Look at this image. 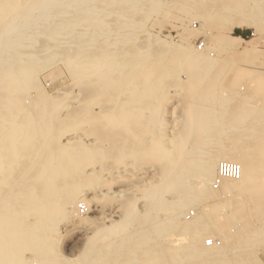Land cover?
<instances>
[{
	"label": "bare ground",
	"instance_id": "obj_1",
	"mask_svg": "<svg viewBox=\"0 0 264 264\" xmlns=\"http://www.w3.org/2000/svg\"><path fill=\"white\" fill-rule=\"evenodd\" d=\"M182 4L0 0V264H262L248 247L264 243V191L257 184L264 179V138L258 137L264 129V54L252 39L233 32L257 27L264 0H188L180 9ZM175 9L182 14L178 24L170 22L177 41L147 30L143 19ZM212 35L219 45L208 41ZM201 37L204 48L196 44ZM148 40L151 46H145ZM237 43L244 45L238 49ZM214 52L258 60L247 90L219 94L222 71L210 72L219 65ZM166 56H178V62L146 64ZM58 61L81 87L76 101L66 102V91L51 95L41 80V72ZM181 71L188 75L181 78ZM248 75L236 74L232 84ZM172 76L170 88L185 97L183 114L148 135L143 104L170 97L163 87ZM124 87L125 98L111 91ZM155 112L160 116L153 124L162 123L165 114ZM145 156L155 159L159 174L143 182L147 204L138 209V199L128 197L124 217L109 224L103 202L112 193L109 183L122 185ZM221 161L237 162L242 175L215 189ZM117 193L122 197L123 189ZM250 210L260 224L245 231ZM58 218L62 227L52 223ZM78 226L86 232L77 248L61 251L62 235ZM172 233L186 245L168 239ZM230 233L238 241L231 242ZM133 238L139 250L113 256L115 247ZM208 239L217 242L207 247ZM235 246L245 251L230 250L231 256L226 247Z\"/></svg>",
	"mask_w": 264,
	"mask_h": 264
},
{
	"label": "rangeland",
	"instance_id": "obj_2",
	"mask_svg": "<svg viewBox=\"0 0 264 264\" xmlns=\"http://www.w3.org/2000/svg\"><path fill=\"white\" fill-rule=\"evenodd\" d=\"M175 1H177V0H175ZM179 1L181 4L183 2L184 5H186L188 2V0H179ZM185 1H187V2H185ZM183 4L180 6L181 7L180 9H183L185 7ZM182 6H183V8H182ZM173 12L172 11L168 12L167 16H165L166 14H164V13H159L156 15L155 14L151 15L150 17H148L146 19H143V21L145 23V27L153 35H156V36L158 35L160 37H167V38H173V39L175 38V40L177 41L179 39L177 37V34H178L177 30L172 27L170 22L172 21V23H174L176 21L175 23L178 24V22L180 21L179 18H181L180 15H182V14L180 13L181 11L178 9L173 10ZM177 13H178V15H177ZM169 16H172L171 17L172 19L169 18ZM261 18L262 19H260V20H262V21H260V20L257 21L259 24L257 23L256 28L255 27H253V28H247V27L235 28L233 34L239 35V36L244 37L248 40L252 39V41L256 44L257 48L262 49V52L260 51L261 54H264V19H263L264 17L261 16ZM85 23H86V21H85ZM84 26L85 25L83 24L79 28L81 29ZM254 32L256 33V35L253 37L252 33H254ZM208 38L210 39L208 41H210L212 45H219L217 37H214L212 35ZM204 39H205V37H201V38L196 39V44H198V41L204 40ZM150 41L151 40H148V42H146L145 46H151ZM122 42H123V40H122ZM225 42L228 43L229 40L226 39ZM157 45L163 46L164 44L162 42L158 41ZM243 45H244V43H237L236 47L238 49H241L243 47ZM213 51L214 50L211 49V52H213ZM215 54L216 55L212 58H215V60H216L215 63L219 64L220 66L218 65L219 66L218 67L216 65L217 67L216 66L215 67L217 70H215V67H213L210 69V72L213 74L216 71H219V70L222 71L221 78L219 79V81L215 85V88H216V90H218L219 94L222 95L224 98H228V96L230 95L231 92L240 90V86L245 87V90H247L249 87L248 86L249 83L252 81L251 75H248V74L252 73L251 72V70H252L251 65L258 64V60L255 59V61H254V59H252L250 57H247V56L245 57L243 55L239 56L238 53H228L227 55H223V56H219L217 53H215ZM175 58L177 59L178 56H166L162 60H159V61H156L157 59L155 61L149 60L146 62V64L149 65V64L154 63V62H155L154 64H156L158 62L159 63L162 62L161 63L162 67H165V66L166 67H169V66L172 67V66H174L176 61L178 62V60H175ZM221 64H224V66H222ZM225 64H226V66H225ZM50 72H53V75H54L53 78L47 76V74H49ZM127 72H128V70L126 69L124 71V74L126 75ZM144 72L145 71H142L141 73L143 74ZM238 73H242V74H245L248 76L244 79H240L237 83L232 84L233 78ZM181 74L188 75L187 72H185V71L180 72V77H181ZM73 76L74 75L70 71L69 66L65 65L61 61H58V62L50 65V67L44 69L41 72V80L43 81V84L46 87V90L51 95H55L58 91L68 92L66 94V102H72L73 100L76 101V97H75L76 92H78L81 89L80 85L75 82V79ZM154 77L155 76L153 75L152 78H150V79H155ZM171 78H170V80H168V86H169V84H171V85L173 84V83H171L172 81H176L175 77L172 76ZM162 86L163 85H161V87ZM168 86L166 85L163 87V91H168L171 94L170 97H168L166 100L155 98V100H153L151 102H147L146 104H143L145 110L147 111L146 115H144V117H142V119L146 122V125L143 126V128L146 131H148V135L150 134L149 132H151L153 130H158V129L164 130L165 129L164 123L170 126L172 121L174 122L175 119H178V117L181 114H183L184 106L186 105L185 97H183V94H182L183 91L181 89L178 90L177 88H173V87L170 88V86L168 88ZM126 89H127L126 87L120 88V89L114 88L111 91L115 94L118 92L121 97L123 96V98H125L126 92H127ZM175 90H178V91H175ZM173 91H174V94H173ZM242 91H244V90H242ZM34 97L36 98V96H34ZM254 103H257V102L254 101ZM232 106H236V104H232ZM173 108H175L173 113H172L173 117H170V119H169V117L167 115L169 113H171L170 110ZM155 109H159V111L161 113L165 114V116H164L165 122L164 121L162 123L156 122L155 124H153V119L156 118V115H157V118H159V116H160V114L159 115L156 114ZM232 109L234 111L236 110V109H234V107H232ZM232 109L230 110V112H234ZM149 122H152V123H149ZM259 127L257 126V129L261 128V127L260 128ZM261 133L262 134H260L258 137L264 138V129ZM167 135H168V133L164 134V136H167ZM263 149H264V147L262 148V152H263ZM261 160L264 161V157ZM150 165L152 167L150 169H148V167ZM156 165L157 164L155 162V159H153L152 157L145 156L143 158L142 162L140 164H138L136 166V168L134 169V171L136 173H134L133 175L128 174L126 176V180H124V183L122 185H119V183H117V182L109 183L113 187L111 189L112 193L110 194L109 197L103 198L104 205L107 206L109 211L111 212L109 224L112 222H116L117 220L124 217V209L126 207L125 203H126L128 197L138 199V201L136 203V207L138 209L142 208L143 205L147 204V202L141 197V195L143 193L144 185H146L143 182L145 180H148V179L149 180L157 179L159 174L156 172V170H154V167ZM141 168H145V171L146 170L147 171L140 175L139 173L142 172ZM257 184H259L260 188L264 191V179L258 178ZM119 189H123V195L124 196L122 195V197H121L120 195H118L117 191ZM167 194H171V193H167ZM255 205H256V202H254V200H253L247 206H249V209H251V207L254 208ZM117 210H119L120 212H118ZM189 210H195V209L193 207H190ZM162 212H163V210H161V209L157 210L156 216L161 215ZM196 212H197V210H196ZM247 216L249 218L247 219V222L245 223V225H248V226L244 227L245 231H248L250 229L253 230V228H255V226H258L260 224V220H259L260 216H257V214L255 212H251V210H250ZM75 221L77 223L79 222L77 219H75ZM101 222H103L102 219L100 221H98V224H100ZM52 223H54L55 225H57L59 227H62L64 225L63 220H61V218L56 219ZM67 230L65 231L66 236L62 235L65 237V239L63 240V242H61V246L59 249H61V251H65L68 249V252H69V249L74 248L75 246L77 248L78 243L80 242V239H82L81 236L86 232V230H84V228H82L80 226L75 227V228L69 227V229H67ZM132 230H130L129 232L135 233V230L134 231H132ZM139 233H141V231ZM166 234L169 235V232H167ZM174 234L175 233H172V235H170V237H167V238L174 240L176 245H178L179 247L186 245L187 239L182 238L183 236H181V235H174ZM240 235H243V233ZM229 237H230L231 242L235 243L236 241H238L237 233H230ZM207 247H211V246H207ZM140 248H141V245H139L138 243L135 242V238L129 239L126 243H124L122 245H118L117 247L114 248L116 250V252L114 253L113 256L118 258V257H120V254H122L123 252H127L128 250H139ZM226 249H227V251L229 250V253L231 256H233L234 254H232L230 250L236 249L237 253L245 251V250H242L241 246L226 247ZM248 249H249L248 252H252V253L256 252L257 255L259 256L262 264H264V243L259 245V246H249ZM57 253L58 252H54L53 254L50 255L49 258L50 259L54 258L57 255ZM29 255H30V253H29ZM228 261H232V258H230ZM79 263H80V259L73 262L72 264H79ZM98 264H101V263H98Z\"/></svg>",
	"mask_w": 264,
	"mask_h": 264
},
{
	"label": "built area",
	"instance_id": "obj_3",
	"mask_svg": "<svg viewBox=\"0 0 264 264\" xmlns=\"http://www.w3.org/2000/svg\"><path fill=\"white\" fill-rule=\"evenodd\" d=\"M253 34L254 33H252V35ZM198 46L200 48H204L205 42L203 40L198 41ZM241 175H242V169H241L240 164H238L237 162H232V161H221L218 164L217 173L212 182V185L215 189H217L222 185L225 179L239 180L241 178ZM79 210L81 211V213H87L88 207L86 206L85 203H80ZM193 215H194V212L191 211L190 216H193ZM216 242L217 241H215L214 239H208L206 244L208 246H212Z\"/></svg>",
	"mask_w": 264,
	"mask_h": 264
}]
</instances>
